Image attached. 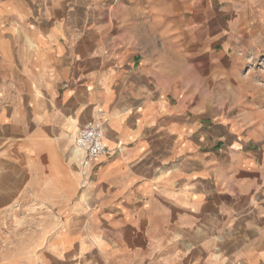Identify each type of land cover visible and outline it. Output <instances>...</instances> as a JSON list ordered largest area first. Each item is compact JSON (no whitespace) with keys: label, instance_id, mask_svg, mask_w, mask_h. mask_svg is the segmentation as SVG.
I'll use <instances>...</instances> for the list:
<instances>
[{"label":"crops","instance_id":"obj_1","mask_svg":"<svg viewBox=\"0 0 264 264\" xmlns=\"http://www.w3.org/2000/svg\"><path fill=\"white\" fill-rule=\"evenodd\" d=\"M233 3L253 0H0V159L67 215L61 249L264 264V95L239 78L245 28L213 11ZM92 118L109 153L88 161Z\"/></svg>","mask_w":264,"mask_h":264},{"label":"rangeland","instance_id":"obj_2","mask_svg":"<svg viewBox=\"0 0 264 264\" xmlns=\"http://www.w3.org/2000/svg\"><path fill=\"white\" fill-rule=\"evenodd\" d=\"M233 4L213 8L214 15L222 12L225 17L230 16L232 32L245 28L243 39L233 36L230 40L232 49L245 47L239 50L246 55L238 70L239 78L259 87L264 95V44L260 46L255 37L260 15L264 18V0H253L249 5ZM215 24L218 26L217 22ZM199 92L204 94L203 89ZM248 95V101L255 97L252 89ZM215 105L218 111L233 113L243 109L229 103ZM2 149L0 147V151ZM16 171L20 172V168L0 159V264H101L89 254H75L69 248L59 247L67 215L60 213L61 207L52 194L18 192L22 185L15 182Z\"/></svg>","mask_w":264,"mask_h":264},{"label":"built area","instance_id":"obj_3","mask_svg":"<svg viewBox=\"0 0 264 264\" xmlns=\"http://www.w3.org/2000/svg\"><path fill=\"white\" fill-rule=\"evenodd\" d=\"M104 137L105 132L102 120L92 118L78 130L73 138V143L77 149L86 153L88 161H94L109 153L104 144Z\"/></svg>","mask_w":264,"mask_h":264}]
</instances>
